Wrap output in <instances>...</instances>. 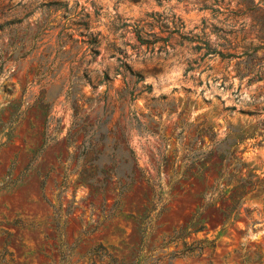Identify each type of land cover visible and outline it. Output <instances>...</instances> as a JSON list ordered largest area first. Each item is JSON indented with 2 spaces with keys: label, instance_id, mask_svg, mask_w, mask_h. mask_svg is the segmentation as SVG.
Segmentation results:
<instances>
[{
  "label": "rangeland",
  "instance_id": "374dc122",
  "mask_svg": "<svg viewBox=\"0 0 264 264\" xmlns=\"http://www.w3.org/2000/svg\"><path fill=\"white\" fill-rule=\"evenodd\" d=\"M0 264H264V0H0Z\"/></svg>",
  "mask_w": 264,
  "mask_h": 264
},
{
  "label": "trees",
  "instance_id": "16d2710c",
  "mask_svg": "<svg viewBox=\"0 0 264 264\" xmlns=\"http://www.w3.org/2000/svg\"><path fill=\"white\" fill-rule=\"evenodd\" d=\"M194 231H198V230L196 229V230H194ZM176 238H183V236H182V235H178V236H176ZM203 242H205V240H197L195 244H199V245H198V246H195V245L192 246L191 249H190V251L196 250V251L201 252V250H202V246H201V244H202ZM192 244H193V243H192ZM192 244H190V245H192Z\"/></svg>",
  "mask_w": 264,
  "mask_h": 264
}]
</instances>
